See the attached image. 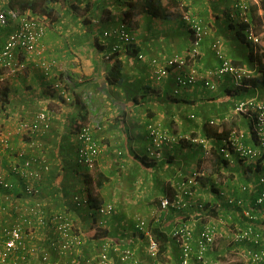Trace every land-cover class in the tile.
I'll use <instances>...</instances> for the list:
<instances>
[{
	"label": "crops",
	"instance_id": "obj_1",
	"mask_svg": "<svg viewBox=\"0 0 264 264\" xmlns=\"http://www.w3.org/2000/svg\"><path fill=\"white\" fill-rule=\"evenodd\" d=\"M8 1L0 0V13L1 10L11 9ZM127 1L92 0L86 4L93 3L95 10L100 9L93 12L92 9L84 10L85 2L82 0H71L75 8L64 9L61 12L64 13L63 17L53 25V29L49 27L42 41L47 47L46 58L57 60L50 76L45 74L40 65L41 57L34 56L28 58L25 76L10 75L7 79L9 102L6 113H10L7 119H11L10 116L18 111V118L36 125L34 130L21 133L19 140L23 143L25 156L35 159L34 166L39 168L41 179L34 180L37 193L29 195L26 192L29 176L21 172L24 157L18 159L17 153H12L14 146L7 150L0 149V170L11 182L9 188L0 185V246L11 226L19 224L23 229L17 247L5 259L0 258V264H94L105 250L109 254L108 264H130L121 256L120 250L115 249L126 246L133 250V264H166L168 261L179 264L180 252L172 237L173 229L184 223L188 214L191 217L187 222L199 221L202 226L200 205L207 201H221L224 195L230 193L229 189H221L220 184L217 185L218 181L211 184L219 188L214 189L215 194L204 191L211 186L207 178H212V175L201 166L207 162L202 144L184 139L172 146L162 145L161 157L151 156L150 148L155 149L156 146L150 139L148 125L158 123L163 132L171 135H202L206 110L210 106L216 108L214 110L219 113V118L228 116V109H232L230 106L220 109L222 112L218 109L225 102L233 106V95L225 90L231 82L218 78L217 93L211 89L205 91L203 86L206 84L202 78L193 85L176 89L175 70L157 72L158 69H164L162 64L165 58L178 53L186 54L191 46L186 24L169 9L165 12L167 18L152 17L146 13L131 17V21L139 25L136 46L146 58L121 56L123 64L118 81L109 79L110 62L104 55L119 39L102 36L100 41L104 45V52L96 51L93 46L96 34H100L103 27L109 23L116 27L121 23L123 12L128 7ZM234 1L188 0V3L194 2L195 6L197 2L196 10L200 8L198 16L207 23L210 32L216 34L228 24L223 23L224 17H228V11L222 9L223 6ZM97 5L101 7L97 8ZM102 7H106L105 14ZM82 13L84 16L104 15L98 23L85 24ZM12 30H6L0 24V48ZM233 31L228 33L230 35H223L226 40L221 45L233 52H229L232 58L240 54L239 66L255 74L256 67L247 62L251 45L246 42L247 46L243 48L237 46ZM244 35L243 40L246 39ZM206 38L201 44V48L207 49V54L201 57L204 62L201 64L204 66L203 73L219 64L215 51L217 58L213 59L210 48L212 40ZM152 57H158L161 63L153 66ZM58 80L67 81L71 89L69 98L51 90L52 84ZM259 89L262 88L259 87L256 94L260 92ZM252 90L250 88L244 94L258 98L256 89L254 92ZM207 98L212 99L209 106H206ZM40 110L48 112L47 122L37 121L36 115ZM191 114L195 117L191 118ZM85 118L82 123L94 125L95 137L101 144V153L94 170L80 166L70 153L72 145L78 146V141L77 145L75 141L78 129L75 126ZM7 119L1 115L0 124ZM248 138L244 143L254 142ZM46 143L51 144L52 150L48 153L43 152ZM213 144L214 141L211 142ZM39 149L42 150L40 155H33ZM209 158L211 162L214 161L213 156ZM239 159L237 153H233L228 166L221 167L220 171L227 173L226 169L231 166L232 169L241 168ZM242 161L248 169L252 168L248 172L251 173L250 178H255L257 166L250 161ZM14 167H18L19 172ZM200 172L204 173L202 177L196 175ZM189 175H193L196 181L192 184V195L184 196L187 205L167 210L159 208L161 197L174 194L177 183ZM250 178L246 181H250ZM100 179H103L101 187L97 184ZM226 183L232 185L233 182L225 181L221 185ZM78 190L81 195L88 196L93 205L112 203L114 210L102 215L96 210L97 207L78 203L71 197ZM193 205H197V208H191ZM58 213L67 215L73 221V227L61 229L55 219ZM140 219H145L151 226L160 225L169 233L171 240L161 256H153L148 252L146 238L136 228ZM240 221L244 222L242 218ZM194 227L197 228V225ZM212 256L210 252L209 257Z\"/></svg>",
	"mask_w": 264,
	"mask_h": 264
},
{
	"label": "built area",
	"instance_id": "obj_2",
	"mask_svg": "<svg viewBox=\"0 0 264 264\" xmlns=\"http://www.w3.org/2000/svg\"><path fill=\"white\" fill-rule=\"evenodd\" d=\"M82 1L88 3L92 0ZM250 1H234V8H236L239 18L248 19ZM182 19L193 31L194 39H192L191 46L186 54L182 55L178 53L165 58L164 64H162L164 69H158L157 72L164 71L166 73L170 69L175 70L176 82L179 86L193 85L197 80L202 78L206 80L205 84L212 89L216 88L218 78H223L227 75L232 76L236 84H240L241 80L251 73L247 68L233 63L232 59L223 53L219 44L220 40L214 44V47L217 48V57L219 59V64L215 68L208 69L205 73L200 72L196 67L188 68L187 65L190 59L188 60L187 56L195 59L200 53L202 41L210 31L202 17L193 14L191 10L184 11ZM0 20L5 25L12 23L14 27L0 48V88L7 82L10 75L25 76L29 66L28 58L34 56L41 57L40 65L45 74L50 76V71L53 70V67H56L57 60H48L46 58L45 52L47 47L42 43L48 33V20L30 10L21 12L14 9L1 10ZM245 32L249 42L253 44L260 42L261 36L256 34L252 28L247 29ZM137 33L138 26L121 21L118 26L105 29L103 37H117L119 42L112 45V49L117 51L123 45L134 42L137 39ZM138 58L145 59L146 55L140 54ZM150 60L153 66L161 63L158 57L151 58ZM67 85V81L58 80L52 84L51 88L52 91L60 93L65 98H69L71 89ZM233 112L245 116L247 120L253 123L257 141L251 144L244 143L241 140L244 137V133H239V135L236 130H233L230 136L223 140L220 152L227 158H230L233 153H237L240 159L250 161L256 166L260 165V168L257 169V174L255 173V181H245L239 186L243 193H250L251 195L246 197L245 195L229 193L224 197L225 203L232 207L235 210L236 216L240 219L242 218L244 222L232 221L234 217L231 215L226 219L224 214L220 212L217 217H214V220L204 223L199 231H196L194 227L196 221L189 223L187 220H184V223L177 225L172 231V236L179 247V264H194V262L201 264H264V100H257L256 98L238 100L233 107ZM190 117L194 118L195 115L191 114ZM228 118L229 114L226 117L221 116L216 120L213 119L211 123H220L228 120ZM36 119L37 121L47 122L49 119L48 112L40 110L36 115ZM20 126V130L22 131L24 129L34 130L36 128L35 124L23 118L20 121ZM94 128L92 123L84 122L76 133L78 141L76 161L80 166L87 169L95 168L101 153V144L95 137ZM161 128V125L158 123H150L148 125L150 139L152 144L156 146L155 149L149 151L151 156L161 157L163 155L162 145L172 146L175 143H181L184 139H188L192 143L202 144L205 154L210 155L211 146L209 142L211 138L191 135H171L163 132ZM25 155V151L20 152L18 159L24 157L21 162V172L29 176L26 183V192L29 195H33L38 191L34 180L41 179V175L38 170L39 168L36 169L34 166L35 159L26 157ZM14 169L19 172L18 167H14ZM196 175L198 176V174ZM195 181L196 179L193 175L182 178L177 183L176 192L173 196L167 194L161 197L160 208L167 210L171 207L181 208L186 206L187 202L184 201V196L192 195V184ZM0 185L5 188L11 187V182L2 170H0ZM252 195H254V198L251 197ZM75 201L90 205V199L87 196H77ZM221 205V202L218 201L217 207H221ZM200 207L203 209L204 205H200ZM113 210L114 205L112 203H106L97 209L102 215H107ZM55 219L63 230L73 227V221L64 213H58L55 215ZM136 228L146 238L148 252L153 256H159L160 243L152 233L148 222L145 219H140L136 223ZM22 233L23 229L19 224H15L7 230L6 239L3 245L0 246V258L5 259L15 250L22 237ZM224 237L227 239L228 248L222 251L218 248L220 246V239ZM115 249L120 250L121 256L130 261V264H133L132 262L135 261L134 253L130 246L122 249L116 247ZM210 252L213 253L212 258L209 257ZM43 258L47 259L46 256ZM108 262L109 254L105 250L99 255L94 264H108ZM166 264L173 263L168 261Z\"/></svg>",
	"mask_w": 264,
	"mask_h": 264
},
{
	"label": "trees",
	"instance_id": "obj_3",
	"mask_svg": "<svg viewBox=\"0 0 264 264\" xmlns=\"http://www.w3.org/2000/svg\"><path fill=\"white\" fill-rule=\"evenodd\" d=\"M8 4L11 9L17 10L24 12L26 10H30L35 14L41 15L43 18L48 20V22L53 26L55 25L56 22H58L63 14L61 13V8L64 7V9H74L75 6L74 4L71 3V0H9ZM128 7L127 9L123 12V17L122 21H126L129 24H134L136 26H139L135 21L131 23V17L137 14H149L152 17H163L167 18L165 12L170 11H176L177 13H184V11L190 10L188 3L183 0H128L127 1ZM98 6V5H97ZM97 8H100L97 7ZM104 10L105 14V8L102 7ZM93 12H98L100 9L95 10L94 6L93 8L88 7L87 10H91ZM169 9V10H168ZM91 14V13H89ZM103 14V15H104ZM102 14H95V15H86L85 17H82V20L85 24H90L92 22L91 17H95V20H101ZM250 17L249 19H241V22L238 24L237 30L241 34V38L243 39L244 31L247 29H253L256 34L262 36L261 40L257 44L249 43L251 45V49L249 50V55L247 58V62L252 66L256 67V73L255 74H249L244 77V79L241 80L240 84H236L234 77L230 76L232 78V83H230L229 86L226 87V91L232 96L238 95L239 92L243 91L244 93L247 92L250 88L255 90L258 89L259 87H264V0H251L250 8H249V14ZM98 16V18H97ZM184 24L187 26V30L189 31L188 37L191 39V42L194 39L193 36V31L190 28V26L182 19H181ZM234 26V24H232ZM103 31H101L100 34H96L95 38V45L93 46L96 51L98 50L99 52H104V45L101 44L100 38L103 36ZM261 31V32H259ZM218 40L221 39H215L213 43V48L214 51L217 55V48L214 47V44L217 43ZM137 45V39L134 42H131L127 45H123L121 49L114 51L111 47V50L107 52L104 57L107 59V61L110 62V67H109V75L108 78H112L114 80L118 81V78L120 77L121 74V69H122V64L123 61L121 59V56H126V55H134L138 57L140 54H144L140 51L139 47ZM79 52V50H78ZM108 55V56H107ZM226 55V54H225ZM227 56V55H226ZM228 57V56H227ZM156 58V57H152ZM188 60H192L193 58L190 56H187ZM231 59V58H230ZM189 60V61H190ZM194 60V59H193ZM233 63H235L232 60ZM236 64V63H235ZM218 65V64H217ZM216 65V66H217ZM215 66V67H216ZM214 67V68H215ZM172 70V69H170ZM228 76V75H227ZM226 77V76H225ZM223 77V78H225ZM234 80V82H233ZM204 79V83H205ZM8 82L4 83L3 86L0 88V111L7 116L10 115V113H6L7 109V103L9 102V94H8ZM210 88V87H208ZM218 88V83L216 88L212 89L215 91ZM52 90V88H51ZM252 90V92H254ZM256 91V90H255ZM248 97H252V95L247 94ZM245 95V96H247ZM237 99V97L235 98ZM243 98H240L242 100ZM258 100V99H257ZM238 100L234 99L231 101L233 102V105ZM225 105L227 104L226 102L224 103ZM234 107V106H233ZM2 109V110H1ZM233 110V108H232ZM219 118L217 114L213 115V117H210V119L207 121L205 120L203 123L202 127V135H196L195 133L191 134V136H203L206 138H211L210 139V146H211V157L213 156L214 161V167L216 168V172H218L221 167H227L228 166V161L229 158H227L223 153L220 152V146L223 144V140L225 138H228L233 131L230 128H227L225 126L226 120L220 122V123H211L213 119ZM246 118V117H245ZM229 119V118H228ZM247 119V118H246ZM82 119L75 127L79 129L81 123L83 122ZM220 121V120H219ZM248 122V128L251 134V137L253 140L256 138V131L254 129L253 123ZM19 127L20 126V121H19ZM24 129V128H23ZM24 131H28V129H24ZM214 141V144L211 145V142ZM218 141L216 144L215 142ZM232 150V149H230ZM228 159V160H227ZM0 163H1V157H0ZM260 168V165L257 166V169ZM249 171H252L251 169H248ZM254 171V170H253ZM256 176V175H255ZM97 184L99 187L103 185V179L98 180ZM217 190V189H215ZM219 190V189H218ZM98 195V194H97ZM170 196H173V194H169ZM254 198V195L251 196ZM160 203V202H159ZM102 204H97L94 203L92 206L94 207H99ZM213 212L218 215L221 212V208L217 207V204L213 206ZM211 207V208H213ZM150 229L152 233L154 234L155 238L158 240L160 243V251L159 255L161 256L162 254L165 253V251L168 248L169 241L171 240L169 233L162 229L160 225H150ZM173 237V236H172ZM174 238V237H173Z\"/></svg>",
	"mask_w": 264,
	"mask_h": 264
},
{
	"label": "rangeland",
	"instance_id": "obj_4",
	"mask_svg": "<svg viewBox=\"0 0 264 264\" xmlns=\"http://www.w3.org/2000/svg\"><path fill=\"white\" fill-rule=\"evenodd\" d=\"M183 1H186V3H188V0H183ZM229 0H227V2H228ZM92 2V1H91ZM251 2V1H250ZM194 3V2H193ZM192 2L191 3H188V5H189V8L192 10V13L193 14H195V15H198V14H200V8L198 9V10H196V6H197V2H195V6H194V4H193ZM84 5V10L85 9H87L88 7H90V8H93V3H89V4H86V3H84L83 4ZM233 6V7H232ZM97 7H99V6H97ZM101 7V6H100ZM222 9H227V11H228V17H227V15H226V17H224L225 19V22H223V23H228V24H226L225 26H223V29H222V31L220 32V31H218L216 34H214V32H209V34L206 36L209 40L211 39L212 40V43L210 44V48H211V50H212V53L214 54V58L213 59H215L216 60V56H215V53L213 52L214 50V48H213V43H214V40L215 39H221L220 41V47L222 48V50H223V53L224 54H226V55H228L230 58H232V56L229 54V52H231V51H229V49H228V47H227V49H226V47H225V45H221L222 44V42H223V40L225 41L226 39H224L225 37L223 36L224 34H228V33H230V32H232L233 30H235V39H234V41H235V43H236V45L237 46H239V47H241V48H243V47H245V46H247V39H245L244 38V40L243 39H241V34L239 33V31L237 30V28H238V25L237 24H239L241 21H240V19L241 18H239L238 17V12L236 11V8H234V3H232V4H226V5H224L223 6V8ZM63 10H64V7H62L61 8V12H63ZM66 11H68V10H65L64 12H66ZM222 11V10H221ZM174 14H175V16L176 17H178V18H180L181 19V17H182V13H177L176 11H174ZM63 15H64V13H63ZM9 16V15H8ZM82 16H84V13H82ZM249 16V15H248ZM63 17V16H62ZM64 17H67V16H64ZM85 17V16H84ZM250 17H248V19H249ZM91 19H94L93 21H92V23H98V21L99 20H96L95 21V17H91ZM132 22V21H131ZM134 22V21H133ZM136 22V21H135ZM229 23H233L234 24V26L231 24V25H229ZM0 24L2 25V26H4V29H6V30H9V28H14L13 27V24L12 23H10V24H7V25H5V24H3L2 22H1V20H0ZM205 24L207 25V23L205 22ZM209 25V24H208ZM49 27L50 28H54L55 26H52L50 23H49ZM70 27V26H69ZM113 26H111L110 25V23L108 24V25H106L105 27H103L102 28V30L103 29H105V28H107V29H111ZM208 27V26H207ZM64 28H66L67 29V27H64ZM63 28V29H64ZM65 29V30H66ZM208 29H209V27H208ZM101 30V31H102ZM210 31V30H209ZM226 31V32H225ZM234 32V31H233ZM259 32H261V31H259ZM101 33V32H100ZM228 35H230V34H228ZM261 35V34H260ZM245 36V35H244ZM262 37V36H261ZM206 38V39H207ZM204 47H202L201 49H200V53L195 57V59L194 60H190L189 62H188V65H187V67L188 68H193V67H196L200 72H204L203 71V68H204V66H202L201 64H203L204 62H202L203 60H202V58L201 57H203L204 56V53H206L207 54V49L206 48H204ZM226 51H225V50ZM250 49H251V46H250ZM249 49V50H250ZM211 53V54H212ZM232 54H233V52H231ZM219 60V59H218ZM232 60L237 64V65H240L239 63L241 62V56H240V54H239V56H234L233 58H232ZM219 63V62H218ZM232 83V78L230 77V76H226L225 78H224V81L225 82H227V83H229V81ZM233 82H234V80H233ZM204 83V82H203ZM195 84V83H194ZM203 85V84H202ZM180 86L177 84L176 85V89H178ZM203 88H204V90L205 91H207V92H209L208 90H210L211 88H207V85H205V86H203ZM207 88V89H206ZM261 88L262 89H259L260 90V92L258 93V94H256L257 93V89H256V92H255V94H256V96L258 97L257 99H259V100H264V87H262L261 86ZM212 90V89H211ZM216 92H214V93H217V92H219L218 91V89L217 90H215ZM237 97V99H235ZM240 98H243V99H248V98H251V97H248V95L247 96H245V94H244V92L243 91H241V92H239V94L238 95H236V96H234V101L235 100H240ZM208 99V101L206 102V106H209L210 105V103H209V101L210 100H212L211 98H207ZM224 104V103H223ZM214 105V104H213ZM229 106H230V108H233V106L231 105V104H226V105H221V107H219L218 109H219V111L220 112H222V110H220V109H223V108H229ZM214 109H216L215 107H211L210 106V108L208 109V110H206L207 111V114H206V120L208 121L209 119H210V117L212 116V115H215V114H217V115H219V113L218 112H216ZM15 111V110H14ZM14 111H12V112H14ZM227 113L229 114V119L228 120H226V122H225V126H227V128H230V129H232V130H236L237 131V133L239 134V133H244V137L241 139L242 141H246V137H250V138H248V140H250V141H257V139L255 138V140H253V138L251 137V134H250V131H249V128L247 127L248 126V120L245 118V116H243V115H240V114H235L234 112H233V110L232 109H228V111H227ZM19 113H18V111H16L15 112V115H12V116H10V118L11 119H7V118H9V116H7L6 114H5V112H1L0 111V117H1V115H2V117H4V118H6L7 120H5L4 122H1V124H0V149L1 148H3L4 150H7L8 148L10 149V147H12V146H14V149L12 150V153L15 155L16 153H17V155L20 153V152H22V151H25V149H23V147H22V142H20V140H19V137L21 136V133H24L25 131H22V130H20V127H19V121H21V117H19L18 118V116H16V115H18ZM221 114V113H220ZM29 131V130H28ZM190 133V132H189ZM193 134V133H192ZM197 135V134H196ZM240 135V134H239ZM248 135V136H247ZM75 139H76V137H75ZM17 141H19V142H17ZM76 141V145H77V139L75 140ZM49 143H51V142H49ZM46 144H48V143H46ZM46 144H45V146L43 147V152H45V153H48V152H50L52 149H51V144L49 145L48 144V147L46 146ZM14 151H16V152H14ZM150 151H151V148H150ZM26 152V151H25ZM40 152H42V150L41 149H39V150H37L36 151V153H34L33 155H37V156H39L40 155ZM76 152H77V147H75L74 145H72V147H71V150H70V153L75 157V158H77V155H76ZM26 156H27V154H26ZM29 157V156H28ZM209 157H211V155H209V156H206V158H205V160L207 161V162H205V163H203V164H201V166L203 167L204 166V169H205V171L207 172V173H209L210 175H212V178H210V177H208L207 178V180H208V182L210 183V185L211 184H215V181H218L219 183H217V185L218 184H220V188L221 189H223L224 191H227L228 189L230 190V191H228V192H230V193H234V194H239V195H245L246 197L247 196H249V195H251L250 193H243L241 190H240V184L242 183V182H245L246 180H249V178H250V174L248 173V172H251V171H249L248 170V167H246V166H244L243 164H242V159H239V162H240V164L242 165V167L241 168H237V169H232V166L230 167V168H228V169H226V171H227V173H222L220 170L218 171V172H216V168L214 167V164H213V162H211L210 161V158ZM36 158V157H35ZM246 167V168H245ZM246 169V170H245ZM197 172V171H196ZM203 176L204 175V173H199L198 174V176L200 177V176ZM201 176V177H202ZM209 176V175H208ZM251 179V178H250ZM225 181H228V182H233L232 183V185H230L229 183H226V184H223V185H221V183H224ZM250 181H255V178L253 177ZM214 186V185H213ZM212 185L207 189V190H204V191H208V192H211V194H215L216 193V191H214V189H219V188H214ZM71 191V190H70ZM80 194V191L78 190V191H76V192H74V193H72V195H71V197L73 198V200L78 196V197H82V196H84V195H81ZM226 195H224V197H225ZM223 197H222V199H220L221 201H219V202H221V212L224 214V217L227 219L228 218V216L229 215H231L232 217H234V219H232V221H234V222H237V221H240V218L238 217V216H236V213H235V210L232 208V207H230L229 205H227L226 203H225V201H223ZM217 202L218 201H216V202H210V201H207L206 203H204V204H202V205H204V208L202 209V212H201V214L203 215V217H201V221H203L202 222V225L204 224V223H207V222H209V221H211V220H214V217H217L218 215H216L214 212H213V209H214V207L213 206H215L216 204H217ZM188 207V206H187ZM211 207H213V208H211ZM160 208V207H159ZM191 208H197V205H193V206H191ZM200 210V209H199ZM205 211V212H204ZM201 215V216H202ZM189 217H191L190 216V214H188V217L186 218H184V220H187ZM196 225H197V228H196V231H199V229H200V222L199 221H196ZM227 230V229H226ZM220 245V246H219ZM218 246H219V248L218 249H220V250H222V251H225L228 247H227V245H228V243H227V239L224 237L223 239H220V244H219Z\"/></svg>",
	"mask_w": 264,
	"mask_h": 264
},
{
	"label": "clouds",
	"instance_id": "obj_5",
	"mask_svg": "<svg viewBox=\"0 0 264 264\" xmlns=\"http://www.w3.org/2000/svg\"><path fill=\"white\" fill-rule=\"evenodd\" d=\"M240 21H241V19H240ZM245 37H246V32H245ZM246 39H247V38H246ZM247 42H248V43H251V42H249L248 40H247ZM236 65H237V64H236ZM251 98H253V97H251ZM256 99H257V98H256ZM207 156H208V155H207ZM0 157H1V156H0ZM96 166H97V164H96ZM96 166H95V168H96ZM84 168H85V167H84ZM95 168H94V169H95ZM86 169H87V168H86ZM94 169H88V170H94ZM87 197H88V196H87ZM102 205H104V204H102ZM89 206H90V207H93L91 201H90V205H89ZM100 206H101V205H100ZM100 206H99V207H100ZM99 207H97L96 210H97Z\"/></svg>",
	"mask_w": 264,
	"mask_h": 264
}]
</instances>
